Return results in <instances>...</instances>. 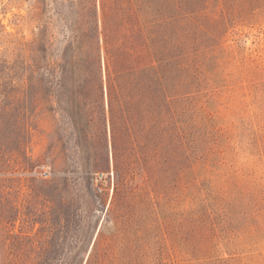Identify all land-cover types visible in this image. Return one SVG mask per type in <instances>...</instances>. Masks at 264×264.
<instances>
[{"label": "trees", "instance_id": "16d2710c", "mask_svg": "<svg viewBox=\"0 0 264 264\" xmlns=\"http://www.w3.org/2000/svg\"><path fill=\"white\" fill-rule=\"evenodd\" d=\"M249 2L254 0L69 1L70 36L62 52L49 55L43 45V63L36 55L31 59L30 92L0 99V228L8 232L20 216L9 185L15 173L10 159L26 157L37 109L47 104L57 113L55 101L92 170L113 166L108 215L114 230L98 233L86 264H162L169 241L184 254L209 255L214 209L211 197L201 195L204 175L216 168L208 147L214 137L210 111L221 83L219 62L232 55L226 36L253 19ZM167 167L180 195L170 224L160 222L152 197ZM58 219L67 225L65 214ZM51 234V240L62 239L68 230Z\"/></svg>", "mask_w": 264, "mask_h": 264}, {"label": "rangeland", "instance_id": "374dc122", "mask_svg": "<svg viewBox=\"0 0 264 264\" xmlns=\"http://www.w3.org/2000/svg\"><path fill=\"white\" fill-rule=\"evenodd\" d=\"M69 1L0 0V99L30 92L31 59L36 55L43 63V45L49 55L62 52L70 36ZM248 8L253 19L234 25L226 36L224 47L232 55L219 62L221 83L210 111L214 137L208 147L216 168L204 175L201 197H211L214 248L193 257L169 241L162 264H264V0ZM51 105L57 113L47 104L35 113L26 157L10 159L15 173L9 185L20 216L8 232L0 228V264H86L98 233L114 230L108 215L115 193L112 164L92 170V159L87 163L74 144L68 119L55 101ZM43 167L50 169L48 178L39 175ZM164 172L160 192L152 197L160 222L170 224L180 195L173 168ZM64 214L66 226L58 219ZM63 228L67 236L51 240Z\"/></svg>", "mask_w": 264, "mask_h": 264}, {"label": "built area", "instance_id": "2783aa9c", "mask_svg": "<svg viewBox=\"0 0 264 264\" xmlns=\"http://www.w3.org/2000/svg\"><path fill=\"white\" fill-rule=\"evenodd\" d=\"M39 175L43 178H48L50 175H51V172H50V169L46 168V167H43L39 173ZM112 176V180H113V174L111 175ZM100 179L102 180V175L100 176ZM100 192L103 191L102 188H98Z\"/></svg>", "mask_w": 264, "mask_h": 264}]
</instances>
